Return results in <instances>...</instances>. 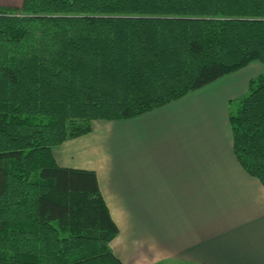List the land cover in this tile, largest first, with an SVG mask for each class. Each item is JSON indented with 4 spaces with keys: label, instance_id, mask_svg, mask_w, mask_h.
<instances>
[{
    "label": "trees",
    "instance_id": "1",
    "mask_svg": "<svg viewBox=\"0 0 264 264\" xmlns=\"http://www.w3.org/2000/svg\"><path fill=\"white\" fill-rule=\"evenodd\" d=\"M253 61L264 0L0 5V264H124L95 172L58 165L53 148ZM227 113L233 155L264 188V71Z\"/></svg>",
    "mask_w": 264,
    "mask_h": 264
},
{
    "label": "crops",
    "instance_id": "2",
    "mask_svg": "<svg viewBox=\"0 0 264 264\" xmlns=\"http://www.w3.org/2000/svg\"><path fill=\"white\" fill-rule=\"evenodd\" d=\"M253 63L230 74L243 72L241 92L245 80L264 71ZM241 77L219 78L210 95L188 108L172 101L132 118L105 120L99 134L89 131L54 149L58 165L95 172L118 230L110 246L124 264L168 258L264 264V188L236 161L225 110L236 96L231 84ZM215 89L221 95L210 100Z\"/></svg>",
    "mask_w": 264,
    "mask_h": 264
},
{
    "label": "rangeland",
    "instance_id": "3",
    "mask_svg": "<svg viewBox=\"0 0 264 264\" xmlns=\"http://www.w3.org/2000/svg\"><path fill=\"white\" fill-rule=\"evenodd\" d=\"M253 62H255V63H253V64H262V63H260L259 61H253ZM260 65H253V67H256V66H260ZM263 66V65H262ZM239 73L238 74H236L235 76H234V74L233 75H230V74H232V73H234V72H232V73H230V74H228V75H225L223 78H227L228 80H229V78L231 77V76H233V78H235L236 76H242L241 77V79H239L237 82H235V83H233V84H231V89L233 90V94L234 93H236V96H233V97H231V98H229L226 102H225V110H227V112H234L235 111V109H236V106H237V101H238V98L240 97V95H241V93L242 94H244L245 93V91H243V92H241L242 91V89L244 88V79L245 78H243V72L241 71H238ZM256 75L255 74H253V76H251V77H255ZM223 78H221V81H222V79ZM220 80V79H219ZM224 80V79H223ZM217 81V80H216ZM221 81H219L220 83L219 84H222L221 83ZM218 82V81H217ZM246 80H245V87L247 86L246 85ZM214 86H215V81L214 82H211V83H209V84H206L205 86H203V87H201V88H199V89H197V90H195V91H192V92H189V94H187L186 96H184V97H182L180 100H175V102H181L180 104H181V106H184V105H186V108H188L189 107V104H190V102L191 103H193V100H194V102H196L197 104L199 103V98H198V96H202V95H206V94H211L212 93V90L214 89ZM235 91V92H234ZM220 96L221 94H217V90L215 89V94H214V96H209V97H207V98H209L210 100L212 99V98H215V97H217V96ZM174 103V102H173ZM173 103H171V104H173ZM195 103V104H196ZM203 104H201L200 106H202ZM211 105V104H210ZM174 106H177L176 105V103H175V105ZM212 106L213 105H211V108H212ZM108 121V120H107ZM109 121H111V120H109ZM104 122H105V120H103V119H97V120H93L92 121V123H91V132L92 131H94V133H96V134H99V131H102L103 130V125H104ZM93 129V130H92ZM78 137V136H77ZM60 145V144H59ZM59 145H57V146H59ZM57 146H55L54 148H53V150H52V154H53V151H54V149L57 147ZM53 156H54V154H53ZM54 160H55V156H54ZM55 162H56V160H55ZM113 240V239H112ZM111 240V241H112ZM111 241H110V245H111ZM111 247V246H110ZM142 264H180V262H178V261H176V260H174L173 258H171V259H165V260H162V261H160V262H150V263H147V262H142Z\"/></svg>",
    "mask_w": 264,
    "mask_h": 264
}]
</instances>
